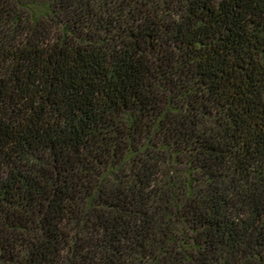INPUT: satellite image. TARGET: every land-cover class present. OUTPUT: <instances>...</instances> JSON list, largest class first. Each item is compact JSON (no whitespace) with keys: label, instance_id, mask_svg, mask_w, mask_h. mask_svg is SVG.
<instances>
[{"label":"trees","instance_id":"obj_1","mask_svg":"<svg viewBox=\"0 0 264 264\" xmlns=\"http://www.w3.org/2000/svg\"><path fill=\"white\" fill-rule=\"evenodd\" d=\"M0 264H264V0H0Z\"/></svg>","mask_w":264,"mask_h":264}]
</instances>
